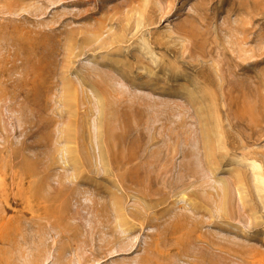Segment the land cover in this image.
Segmentation results:
<instances>
[{
  "label": "rangeland",
  "instance_id": "rangeland-1",
  "mask_svg": "<svg viewBox=\"0 0 264 264\" xmlns=\"http://www.w3.org/2000/svg\"><path fill=\"white\" fill-rule=\"evenodd\" d=\"M0 264H264V0H0Z\"/></svg>",
  "mask_w": 264,
  "mask_h": 264
}]
</instances>
